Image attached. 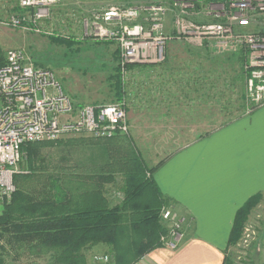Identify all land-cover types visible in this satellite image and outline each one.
I'll list each match as a JSON object with an SVG mask.
<instances>
[{
    "label": "trees",
    "instance_id": "16d2710c",
    "mask_svg": "<svg viewBox=\"0 0 264 264\" xmlns=\"http://www.w3.org/2000/svg\"><path fill=\"white\" fill-rule=\"evenodd\" d=\"M11 12L22 15L24 10L17 2ZM50 39L70 52L75 46L82 47L76 37L54 34ZM6 54L0 42V69L6 65ZM115 58L118 66L109 79L116 94L115 101L119 102L128 92L121 79L120 53ZM245 61L244 51L220 56L212 53L211 63L220 67L219 73L224 77L222 84L217 80L212 82V101L224 100L221 112H233L234 96L239 98L237 109H246ZM219 95L222 99H214ZM226 95H229L227 100ZM91 140L97 144H92L94 150L90 155L94 161L103 159V164L98 168L96 165L88 174L67 173L71 146L63 139L23 147L20 165L23 172L17 176L25 177L26 181L19 185L15 177L13 199L0 210V253H5L2 245L6 244L15 251L16 257H33V264H89L88 256L93 255L96 248L104 247L107 251L103 256L92 257L94 264H136L163 247L162 237L168 233L163 211L177 209L176 202L160 191L153 177L163 162L149 167L130 135ZM100 142L105 145L98 147ZM55 149H62L64 153L54 156ZM75 153L79 155L78 150ZM263 198L262 193L256 194L238 210L228 248L238 245L245 225ZM96 258H105L107 262ZM0 264H5L1 255ZM224 264L234 263L226 256Z\"/></svg>",
    "mask_w": 264,
    "mask_h": 264
},
{
    "label": "built area",
    "instance_id": "2783aa9c",
    "mask_svg": "<svg viewBox=\"0 0 264 264\" xmlns=\"http://www.w3.org/2000/svg\"><path fill=\"white\" fill-rule=\"evenodd\" d=\"M61 1L18 0L27 16L13 15L1 24L42 33L41 22ZM84 26L86 36L118 43L124 86L130 81V67L164 64L173 41L206 47L217 56L244 51L245 112L264 106V0H206L200 11L196 0L111 7ZM127 103L128 94L115 104L78 106L64 93L53 71L36 66L23 50L7 51L6 65L0 69V205L11 203L16 192L15 177L23 172L25 145L70 136L106 140L130 135ZM163 220L171 228L163 245L175 250L184 239L185 220L171 210L163 211Z\"/></svg>",
    "mask_w": 264,
    "mask_h": 264
},
{
    "label": "crops",
    "instance_id": "0c3cea01",
    "mask_svg": "<svg viewBox=\"0 0 264 264\" xmlns=\"http://www.w3.org/2000/svg\"><path fill=\"white\" fill-rule=\"evenodd\" d=\"M180 43L169 44L164 64L130 68V136L136 146L133 131L140 124L143 136L150 134L155 144H162L158 150L154 146L153 154L136 148L149 167L163 162L153 177L188 219L177 249L157 248L136 264H224L238 210L252 196H264V106L250 114L246 109L229 116L218 110L212 114V106L221 102L212 101L210 67L206 79L201 60L188 59L187 52L176 49ZM193 49L197 58L211 62L208 48ZM132 113L139 117L135 123ZM63 140L71 146L67 173L88 174L103 164L90 155L91 137ZM79 145L83 149L76 155Z\"/></svg>",
    "mask_w": 264,
    "mask_h": 264
},
{
    "label": "rangeland",
    "instance_id": "374dc122",
    "mask_svg": "<svg viewBox=\"0 0 264 264\" xmlns=\"http://www.w3.org/2000/svg\"><path fill=\"white\" fill-rule=\"evenodd\" d=\"M169 1L170 0H62L60 4L52 9L51 17L45 22H41L40 26L44 29V31L42 33H36L1 24V22H7L10 17L14 15L11 10L16 6L18 0H0V42L5 53L14 49L23 50L35 65L53 71L56 79L61 83L64 93L67 94L76 105L95 106L99 104H115L118 102L115 101L116 94L112 89V81L109 78L113 76L114 69L118 66V61L115 58L118 53H120L119 65H121V50L116 41H97L94 38H91L88 34L86 36L84 32V23L86 24L87 22H91L94 15H97L99 12L107 10L111 7H143L153 3H169ZM128 2H130V4H128ZM205 4L206 0H196L197 10L200 11L201 8L203 10V6ZM23 15L27 16V12L24 11L22 16ZM195 20L199 21L197 17ZM171 22L172 19L169 18V31L172 30ZM86 29H90L89 25ZM54 34L64 37H76L81 40L82 47L77 48V46H75L73 51L70 52V50H68L64 45L56 43L50 39V37ZM78 49L80 50L79 53L74 52ZM176 49L187 52L189 54V57L187 58L190 60H201L199 61L201 67L205 68L204 72L201 73L202 76L208 79V69L210 67L212 82L217 80L220 84H222L224 77L221 75L222 73H219L220 67L216 66V63H207L204 62L203 59L199 57L197 58L198 53L194 51L193 47L186 43H180V45L176 44ZM193 61L190 62L192 63ZM120 71L121 79L123 81L121 68ZM217 71L220 77L218 73H216ZM231 74L233 75V73ZM243 89L245 91V88ZM124 90L128 92L127 94H129L127 86H125ZM215 92L221 93L220 91ZM212 93H214V91ZM220 97L221 95L215 97L214 99H220ZM225 98L227 100L229 95H226ZM233 101L234 104L238 105L237 103H239V98L234 96ZM127 104L128 111L130 109L129 101ZM223 104L224 100L221 102L220 107H216L213 103L212 105L214 106H212V114L215 115L214 111H220V109L222 110ZM236 105H234L232 113L238 112ZM228 112L224 113L223 110L221 113L228 115L230 114V112ZM129 117L133 123H135V119L139 118L138 116L133 115V113L130 114ZM138 125L140 126V124ZM139 126H137V129L133 131L136 146L140 151L144 152V155L147 151H151V154H153V152L162 147V144H155V138H151L150 134V136L148 135V138L143 136V127ZM154 146H157L156 150L154 149ZM76 149L80 152L83 148L79 146V148L76 147ZM52 152L53 151L50 153ZM62 153H64L62 149H55L53 155L60 156ZM62 166H65L63 162ZM60 171L61 173H64V171ZM16 180L19 185H22L25 183L26 178L23 176H17ZM46 180V178L42 180V185H44ZM1 208L2 206L0 205V210ZM167 210H172L175 214H177L178 218L185 220L183 223L184 232L188 219L184 217L182 213L177 211L178 209L176 208H168ZM263 223L264 202L252 212L249 221L245 225L243 235L239 240L238 245L226 250L227 256L232 259L234 264H264V227L261 229V224ZM169 224L170 223L168 222L166 224L168 233L162 237V239H166V243L169 241L168 239L171 236V228ZM2 246L6 249L5 253H0V255L5 259V264H33V261L31 260L34 259L33 257H30L31 259L27 256L25 258L23 256L16 257L15 251L9 246L6 244H3ZM163 246L165 247V245ZM106 251L107 248L104 247L96 248L93 255L88 256L89 264H94L92 260L93 256H103Z\"/></svg>",
    "mask_w": 264,
    "mask_h": 264
}]
</instances>
